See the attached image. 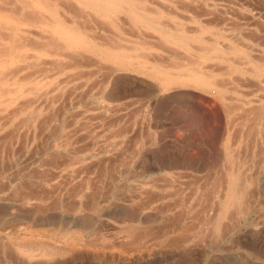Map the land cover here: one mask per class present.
Returning <instances> with one entry per match:
<instances>
[{
  "label": "rangeland",
  "instance_id": "1",
  "mask_svg": "<svg viewBox=\"0 0 264 264\" xmlns=\"http://www.w3.org/2000/svg\"><path fill=\"white\" fill-rule=\"evenodd\" d=\"M128 1L140 15L119 13V28L93 2L84 19L61 11L85 39L146 43L142 74L134 65L112 80L118 65L93 43L83 71L31 61L33 49L0 63V264H264V0ZM199 70L224 93L178 78ZM165 77L178 81L171 92ZM77 232V249L57 242ZM24 235L65 250L30 256L16 244Z\"/></svg>",
  "mask_w": 264,
  "mask_h": 264
},
{
  "label": "bare ground",
  "instance_id": "2",
  "mask_svg": "<svg viewBox=\"0 0 264 264\" xmlns=\"http://www.w3.org/2000/svg\"><path fill=\"white\" fill-rule=\"evenodd\" d=\"M71 1H73V2H71ZM88 2L89 3L90 2H93V4H90V5H93L92 8L95 11L97 10V12L99 13V15L101 17H103V19H106V20L111 21V23H113L114 25H116L118 28H119V26L124 27L123 25L125 24V22L120 19L119 13H128V14H130V16L136 17V18L138 16L137 14H139V13H136V9H135L136 7H135L134 2L131 1V3H130L128 0H0V17L3 18V19H5L7 22H11V24L12 23L14 24V27L13 28H10V29L6 25H4L5 23H2V25H1V28H0V63L8 64L9 66H13L16 62H28V56L30 58V52L27 49H29V50L33 49L35 52L36 51H40L41 55H37L38 53L36 52L37 53V54L35 53V55H37V56H35V58L37 57L36 60H31V61H34V62L37 61L38 62V60L41 61L44 58L43 56H45V57L54 56L57 60H59V61L61 60L60 62L65 63V64L68 63L67 65H70L74 69H80L81 70L82 68L84 69L85 66L88 69L87 66L91 65V63H90L91 61L90 60H94L92 58H95L94 57V54L95 53H92L93 54V57L91 55L86 54V55H88V57L89 56L92 57V58H90V57L89 58L88 57L86 58L85 57L86 55L83 54V52L81 53L80 50L83 49L85 52H90L92 49L95 50L94 46H92V43H93L94 45H98V46H101V47H105V48H107L109 50V52H106L105 50L104 51H100V53H99V54H101L100 58L102 56H104V59L106 58L107 61L110 60V59H112L118 65V67L111 73V76L113 77L112 80H115V75L116 74L121 73V72H127L128 70H131L134 65L136 66L135 69L136 68H138V69L135 70L133 68L134 70L131 71V72H138L139 71V73L142 74V71H141L142 69L141 68L146 67V66H143V65H145V63L147 64L148 61H149V58H147L149 56H147L145 54L147 56V57H145V55H144L145 49H147L149 47V46L146 45L145 42H144L145 44H143V45H146L147 48H145L146 46L145 47H142L143 45H141V46L140 45H137V46H130L129 45V47L128 46L126 47L125 46L126 44L123 43L124 44V46H123L121 42H116L115 41V43H109V41H107L104 38V35L102 37V36L96 34V32H94V34L87 33V35L90 34V36L88 35L89 36V39H85L82 36H80L79 34L78 35L77 34H74L75 32H69L65 28V26L67 24V16H68V14L65 15L63 12L66 11L68 13H71L74 18L80 17L82 19L84 16H87V15H85V14H87V12L85 14L83 12L85 11L86 8H88L87 7V6H89L87 4ZM46 9H48L47 11H49L52 14L51 16H53L55 18L54 21H53V19H48L46 17V14H45ZM61 10L62 11L64 10V11L62 12ZM87 11H88V14H91V11H90V13H89V10L88 9H87ZM154 11H156L157 14L159 12L157 9L156 10H153V12ZM137 12H139V11H137ZM47 16L49 18L51 17L49 15H47ZM88 16H90V15H88ZM68 19H69V17H68ZM106 20H102L103 23ZM69 22H71L70 19H69ZM73 22H75V21H73ZM88 22L90 23L91 20L88 21ZM140 22L143 23V21H140ZM71 24H73V23H71ZM97 24L98 23L96 22V25H95L96 27H97ZM8 26H10V25H8ZM100 26L101 25H98V27H100ZM8 29H9V31H8ZM138 35L143 36V34H138ZM139 38L144 39L145 37L144 38L143 37H139ZM172 39H174V38H172ZM196 39L198 40L200 38H196ZM117 41H119V40H117ZM169 41H171V40H169ZM175 41L176 42H179L180 40L179 39H175ZM155 45L157 46L158 44L156 43ZM155 45H153V46H155ZM216 48H212L211 50L213 51L215 49V50L218 51L219 49L218 48L216 49ZM68 50L69 51L70 50L76 51V53L74 52L72 54L71 53L72 51L69 52ZM27 51H28V53H27ZM111 51H114V53H110ZM31 55H32V53H31ZM142 55H144V58H143ZM32 56H31L30 59H32ZM95 56L96 57L97 56L99 57L98 54H96ZM158 56H159V53H158ZM40 57H42V59ZM219 57H221V56H219ZM140 58L142 60H138ZM206 58L207 57H205V59ZM88 59H90V60H88ZM207 59H209V58H207ZM98 60L100 61V59H98ZM43 61H44V59L42 60L41 65L43 63H46V61H44V62ZM135 61H137V62H135ZM140 61H142V62H140ZM158 61L159 60H157L156 58L153 60V62L156 63V64L157 63L159 64ZM34 62H32L33 64L29 62L31 65H33V68H35L34 66L37 67L39 65V63H40L39 62L38 64H34ZM60 62H59V64H60ZM30 64H28V65H30ZM17 65L15 66L16 67L15 68L16 70H17V67H19V65L18 66ZM9 66H8V68H9ZM24 66H27V63L25 65H23V67ZM56 66L54 68L61 69V71L64 70L65 67H66V66L64 67V64L63 65L60 64L58 67H56ZM70 66H68V67H70ZM183 66H185V65H183ZM2 67L4 68L5 73H6L5 66L2 65ZM130 67H132V68H130ZM150 69L151 70H154L151 67H150ZM4 70H1V72H2L3 75H4V73H3ZM8 70L12 74V72H13L12 70H14V67H13V69L11 71H10V69H7V72H8ZM16 70H14V72ZM21 71H23V70H21ZM81 71H83V70H81ZM98 71H101V69L98 70ZM14 72H13V75H15ZM19 72H20V70H19ZM37 73H39V72H37ZM203 73H202V71L200 72V70H199V72L198 71H196V72H187L186 71L183 74H180L179 75L180 77H178V78L179 79H184V82H188V83H192V84L195 83V84L198 85L197 87L200 86V87H202V88H204L206 90H212V91H215L216 93H224L223 92V88L224 87L217 81V78H215L216 77V74H214V72H212V70L209 73H207L208 74L207 76H209V77L203 76ZM90 75H91V73H90ZM5 76H4V78H5ZM164 80L165 81H163L164 82L163 84L165 86H163L162 89H163V91H168V92H171V89H172L171 85H173V84L175 85L178 82V81L177 82L176 81H172L170 78L167 79V77H165ZM178 85H180V84H178ZM184 85H186V84H184ZM195 87H196V85H195ZM5 88L6 87H4V90H5ZM16 88H17V86H16ZM15 89L13 88L11 91L14 92ZM16 90H18V89H16ZM0 91H3V90H0ZM7 92H8V90L7 91L5 90V91H3V93L0 92V94L2 93L1 95H3L4 93H7ZM19 92H21V94H23L26 91L25 92L19 91ZM19 95H17V96H19ZM14 97L16 98V96H14ZM11 98L13 99V96ZM222 98H224V97H222ZM2 99H0L1 102L4 101ZM11 101H14V100H11ZM5 107H7V106H5ZM0 111H2V110L0 109ZM249 119H250V117H249ZM239 178H240V176H239ZM239 178H238V176H236V177L234 176L233 177V180H232V186L231 185L230 186L231 187H234V188H235V186L238 187L241 184ZM240 179H242V178H240ZM229 183H231V182H229ZM233 190H235V189H233ZM233 190H232V192H233ZM236 190H237V188H236ZM236 190H235V192H236ZM240 194H243V192L241 191ZM229 199L232 200L233 203H237V202H239L240 197L238 195L237 196L236 195L235 196H232V193H231V198H229ZM29 230L30 231H28V230H26V231H28L29 233H32L31 232V229H29ZM28 232H26L25 234H27ZM33 233L36 234V232H33ZM33 233H32V235H33ZM27 235L22 236V238L21 237H17V236H16L17 238L14 237V238H16V241H17L16 244L18 243L19 249H21L22 251H26L28 254H29V252H31L32 249H35V251H40V253H42L45 256L50 257V258L53 257V256H57L58 254H62L63 253V250H65V249H70V250L71 249L72 250L73 249L75 250V248L77 249L79 247L80 243L84 240L83 239V236L84 235L82 233H80V232H77V233H74V234L71 233V234H69V236L67 238H64V239L58 238L57 239V242H59V243L60 242H63L66 245L64 247L65 249L60 250V249H58L56 247H53L51 245H50L51 247L48 246V244L45 245L46 243H44L43 241H40L38 244L35 243L36 244L35 245L34 242H32L33 237L32 236L31 237L29 236L27 238L26 237ZM29 235H31V234H29ZM36 236H37V234H36ZM38 238L36 237L37 240H40ZM27 239L28 240L30 239L31 240V243L28 242L29 244H25L27 242H24V241L25 240L28 241ZM36 239H33V241H35ZM41 242H43V243H41ZM30 256H32V255H30Z\"/></svg>",
  "mask_w": 264,
  "mask_h": 264
},
{
  "label": "crops",
  "instance_id": "3",
  "mask_svg": "<svg viewBox=\"0 0 264 264\" xmlns=\"http://www.w3.org/2000/svg\"><path fill=\"white\" fill-rule=\"evenodd\" d=\"M192 142V140H190V142L189 143H191ZM196 142V147H199V152L200 153H202L203 152V144H202V142L201 141H195ZM205 145H206V143H205ZM179 146V145H178ZM180 147V146H179ZM185 151V150H184ZM186 154H189L188 152H186ZM189 163H190V161H191V159L189 158ZM241 161L243 162V154H242V158H241ZM196 172H197V170H196Z\"/></svg>",
  "mask_w": 264,
  "mask_h": 264
}]
</instances>
